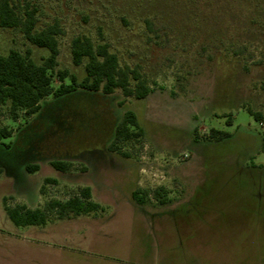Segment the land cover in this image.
I'll return each instance as SVG.
<instances>
[{"label": "rangeland", "instance_id": "374dc122", "mask_svg": "<svg viewBox=\"0 0 264 264\" xmlns=\"http://www.w3.org/2000/svg\"><path fill=\"white\" fill-rule=\"evenodd\" d=\"M32 1L41 26L58 20L63 29L57 68L81 79L70 40L101 35L152 91L142 100L119 89L47 97L26 120L0 105V127L12 130L0 140L11 144L0 146V264H264V127L247 110L264 116V0ZM11 48L30 49L36 62L47 55L0 27V52ZM126 110L142 133L109 151ZM211 128L231 136L207 140ZM49 158L70 161L69 170L56 171ZM30 162L40 165L32 174ZM85 186L101 211L44 227H15L4 214L3 199L40 207ZM159 186L170 203L131 197ZM109 220L122 229L105 245L96 232ZM89 230L88 253L76 250L80 234L61 239Z\"/></svg>", "mask_w": 264, "mask_h": 264}, {"label": "trees", "instance_id": "16d2710c", "mask_svg": "<svg viewBox=\"0 0 264 264\" xmlns=\"http://www.w3.org/2000/svg\"><path fill=\"white\" fill-rule=\"evenodd\" d=\"M0 27L19 31L29 44L47 51L41 62L32 58L30 49L21 52L11 48L6 53L0 52V105L7 107L12 120L18 117L26 120L39 111L42 101L47 97L61 99L78 91L110 95L119 89L124 97L142 100L152 91L139 66L120 65L118 56L101 35L100 41L96 43L86 35H77L70 40L73 65L83 64L84 75L81 79H77L75 74L66 69L57 68L59 37L62 36L63 29L58 20L41 26L39 8L32 0H0ZM247 110L264 127V116L250 108ZM141 133L136 113L126 110L114 125L113 139L108 150L115 151L118 143H128ZM11 134V129L0 127V140ZM230 136L229 132L211 128L207 140L219 142ZM0 146L8 149L11 144L0 142ZM122 154L127 156L126 153ZM46 160L60 173L67 172L71 165L68 160ZM24 168L26 173L32 174L38 171L39 165L30 162ZM55 182L53 178L44 179V183ZM131 197L138 205H144L151 198L159 205L170 203L168 191L161 186L154 189L136 188ZM4 201L5 199L4 214L15 227H44L52 218L72 219L97 213L103 208L91 200L89 187L79 188L65 200H46L40 207L29 208L23 204L10 207Z\"/></svg>", "mask_w": 264, "mask_h": 264}, {"label": "crops", "instance_id": "0c3cea01", "mask_svg": "<svg viewBox=\"0 0 264 264\" xmlns=\"http://www.w3.org/2000/svg\"><path fill=\"white\" fill-rule=\"evenodd\" d=\"M39 165V164H38ZM39 167H40V165H39ZM39 170V169H38ZM66 220H69V219H66ZM128 223V222H127ZM126 223V224H127ZM125 226H127V225H125ZM124 226V227H125ZM107 227H109L108 229H107ZM122 228H121V226H119V224L117 225V222L115 221V220H109V221H107V222H105V223H103V224H101V225H98V230H97V232H96V234L98 235L97 237H98V239L102 242V240L101 239H103V243L105 244V240L106 239H112V240H115L116 239V237L118 238V235L119 234H121V232H120V230H121ZM80 234V236H81V241L79 240V241H77L76 243H75V246L77 247L76 248V250H82V251H84V252H86V253H88V252H90V242H88L87 243V241H89V240H91L92 238L91 237H94L93 236V231H90L89 230V233L88 232H82V233H78V232H73V231H68V232H66V234H65V237H62L61 239L63 240H66V241H68V240H72V239H76L77 237H76V235H79ZM51 237H52V235H51ZM58 238H57V240L58 239H60V236H57ZM89 238H91V239H89ZM56 239V238H55ZM59 242V241H58ZM99 243V244H102V243ZM111 244V243H110ZM59 245H61V244H59ZM92 245V244H91ZM105 245H107V244H105ZM103 246V247H105V248H103V250L104 251H106V250H110V248H109V245H108V247L106 248V246ZM90 246V247H89ZM102 247V246H101ZM89 250V251H88ZM105 258V260H103V261H109V260H106V259H108L106 256L104 257ZM111 258V257H110ZM109 262H112V261H109Z\"/></svg>", "mask_w": 264, "mask_h": 264}, {"label": "flooded vegetation", "instance_id": "af4514ba", "mask_svg": "<svg viewBox=\"0 0 264 264\" xmlns=\"http://www.w3.org/2000/svg\"><path fill=\"white\" fill-rule=\"evenodd\" d=\"M85 187H87V186H85ZM196 190H197V189H195V192H196ZM90 191H91V189H90ZM98 204H99V203H98ZM136 204H137V203H136ZM99 205H100V204H99ZM100 206H101V205H100Z\"/></svg>", "mask_w": 264, "mask_h": 264}]
</instances>
